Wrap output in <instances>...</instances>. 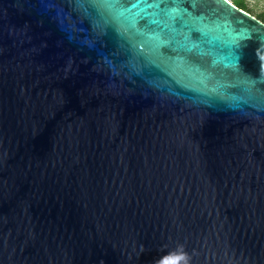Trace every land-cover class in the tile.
<instances>
[{"label":"water","instance_id":"obj_1","mask_svg":"<svg viewBox=\"0 0 264 264\" xmlns=\"http://www.w3.org/2000/svg\"><path fill=\"white\" fill-rule=\"evenodd\" d=\"M261 37L229 0H0V264H264Z\"/></svg>","mask_w":264,"mask_h":264},{"label":"snow or ice","instance_id":"obj_2","mask_svg":"<svg viewBox=\"0 0 264 264\" xmlns=\"http://www.w3.org/2000/svg\"><path fill=\"white\" fill-rule=\"evenodd\" d=\"M224 30L229 33V39L224 43L230 48H238L239 42L248 39L250 36V34L245 32H233L228 26H224ZM261 40L264 42V37H261Z\"/></svg>","mask_w":264,"mask_h":264},{"label":"trees","instance_id":"obj_3","mask_svg":"<svg viewBox=\"0 0 264 264\" xmlns=\"http://www.w3.org/2000/svg\"><path fill=\"white\" fill-rule=\"evenodd\" d=\"M232 3L237 6L238 8L248 12L249 14L253 15L261 22L264 23V13L254 12L251 8H249L242 0H233Z\"/></svg>","mask_w":264,"mask_h":264},{"label":"rangeland","instance_id":"obj_4","mask_svg":"<svg viewBox=\"0 0 264 264\" xmlns=\"http://www.w3.org/2000/svg\"><path fill=\"white\" fill-rule=\"evenodd\" d=\"M233 1V0H229ZM254 12L264 13V0H242Z\"/></svg>","mask_w":264,"mask_h":264}]
</instances>
